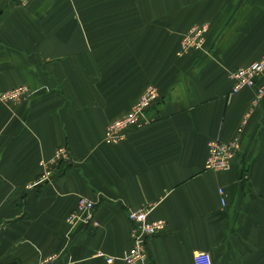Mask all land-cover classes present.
<instances>
[{
	"label": "crops",
	"instance_id": "0c3cea01",
	"mask_svg": "<svg viewBox=\"0 0 264 264\" xmlns=\"http://www.w3.org/2000/svg\"><path fill=\"white\" fill-rule=\"evenodd\" d=\"M207 23V51L177 55L180 37ZM264 52V0H0V264L51 253L71 264H125L129 208L165 221L147 264H264V94L232 91L229 72ZM160 102L145 126L113 144L107 123L147 85ZM237 137L225 170L205 168L208 144ZM65 146L63 173L27 188L41 160ZM97 199L98 226H69L77 198ZM222 200L224 202H222Z\"/></svg>",
	"mask_w": 264,
	"mask_h": 264
},
{
	"label": "built area",
	"instance_id": "2783aa9c",
	"mask_svg": "<svg viewBox=\"0 0 264 264\" xmlns=\"http://www.w3.org/2000/svg\"><path fill=\"white\" fill-rule=\"evenodd\" d=\"M31 0H13L16 4L26 5ZM206 24H195L186 31L181 39V51L189 48H201L207 32ZM264 72V52L262 55L245 66L235 68L229 72V77L232 79V91H237L240 88L255 85L256 78ZM257 97L264 94V82L256 89ZM31 95V90L26 84L0 91V100L3 102H18L27 99ZM159 97V91L156 86L150 85L142 92L139 99L132 105L129 112L117 120L114 125H111L106 130L105 142L116 143L123 140L129 127L140 128L150 123L152 118L147 115V107ZM239 141L235 137L228 141L212 140L208 144V153L205 160V168L210 170H225L231 165L232 159L236 156L239 150ZM65 146H60L55 150L53 157L49 163L54 165L60 164L66 159ZM45 164V162H42ZM45 177V176H43ZM222 202H224L222 200ZM96 202L86 197H80L77 209L72 211L68 216L69 222H83L91 228L98 226L96 218H94V208ZM149 206H140L137 208H129L127 216L130 221V246L124 251L122 261L125 264H147L149 260V251L147 243L153 236L164 230L165 221L162 219H149ZM94 256L101 257L107 264L115 260L114 256H110L100 250L94 252ZM194 264H211L210 254L205 251L195 250L193 252ZM72 258L69 253L63 257L57 253H51L41 257L36 262L31 264H71Z\"/></svg>",
	"mask_w": 264,
	"mask_h": 264
},
{
	"label": "rangeland",
	"instance_id": "374dc122",
	"mask_svg": "<svg viewBox=\"0 0 264 264\" xmlns=\"http://www.w3.org/2000/svg\"><path fill=\"white\" fill-rule=\"evenodd\" d=\"M201 24V23H200ZM203 24H206L207 25V28H208V24L207 23H203ZM190 29V28H189ZM188 29V30H189ZM187 30V31H188ZM208 30V29H207ZM185 33V32H184ZM183 33V34H184ZM207 33V32H206ZM182 34V36H184ZM207 35V34H206ZM206 35H205V38H204V42H203V44H202V47L199 49V48H189L188 50H184V51H181L182 49H181V46H180V43H181V39H182V36L180 37V41H179V47H178V50H177V55L178 56H182V55H184V54H186V53H188V52H191L192 50L193 51H195V50H199V51H202V52H206L207 51V38H206ZM239 68V67H238ZM151 84H149V85H147L145 88H144V90L147 88V87H149ZM152 86H155V85H152ZM254 86V85H253ZM143 90V91H144ZM159 91V90H158ZM142 94V93H141ZM29 97L27 98V99H24V100H29V98H30V96L31 95H28ZM141 96V95H140ZM139 96V97H140ZM139 99V98H138ZM137 99V100H138ZM22 101V100H21ZM160 102V93H159V97L155 100V101H153L148 107H147V109H146V113H147V115H149L152 119H153V116L151 115V114H149V110H150V108L152 107V106H154V105H157L158 103ZM136 102H134L132 105H134ZM132 107V106H131ZM131 109V108H130ZM129 112V111H128ZM127 114V112L124 114V115H126ZM124 115H122V116H124ZM122 116H120V117H118V118H114V119H112V120H110L108 123H107V125H106V128H105V132H106V130H107V128L108 127H110L111 125H114L116 122H117V120H119V118H121ZM134 128V127H133ZM129 129H131V127H129ZM134 129H137V128H134ZM104 132V137H103V141L105 142V136H106V133ZM128 132V131H127ZM126 138V137H125ZM124 138V139H125ZM119 141H121V140H119ZM119 141H117V142H119ZM116 142V143H117ZM105 143H107V142H105ZM108 144H113V143H108ZM60 147V146H59ZM58 148V147H57ZM56 148V149H57ZM55 149V150H56ZM65 149H66V154H67V156H66V158H68V156H69V150L67 149V147H65ZM55 150H54V152L52 153V156H51V158L53 157V155H54V153H55ZM51 158H49L48 160H46V161H44V160H41L40 162H39V164H40V167H41V171H40V173H39V175L32 181V182H29V183H27L26 184V187L28 188H32V187H34V186H36V185H39V184H44V183H50V182H52V180H53V178H55V177H57V176H59V175H61L62 173H63V168H61L60 167V164H58L57 166L56 165H54L53 163H49V160L51 159ZM42 162H45V164H43ZM61 163V162H60ZM43 176H45V177H43ZM80 197H86V196H79L78 198H77V202H76V205H75V207L69 212V214L67 215V217L65 218V221H66V223L69 225V226H72V227H75V226H77V225H79V224H81V226L84 228V229H92L90 226H87L86 224H84L83 222H69L68 221V216L72 213V211H74V210H76L77 209V206H78V202H79V200H80ZM86 198H88V199H90V200H93L94 202H96V206H95V210H94V218H96V216H95V212H96V208H97V206H98V204H99V201L96 199H91V198H89V197H86ZM96 221H97V219H96ZM98 222V221H97ZM99 224V223H98ZM67 253H69V252H67ZM57 254H59V253H57ZM66 254V253H65ZM65 254H59V255H61L62 257L65 255ZM69 255H71V254H69ZM44 257V256H43ZM71 257H72V255H71ZM41 257H39L38 259H40ZM37 259V260H38ZM36 260V261H37ZM35 261V262H36ZM72 261H73V258H72ZM34 263V262H33ZM31 264V263H30Z\"/></svg>",
	"mask_w": 264,
	"mask_h": 264
}]
</instances>
